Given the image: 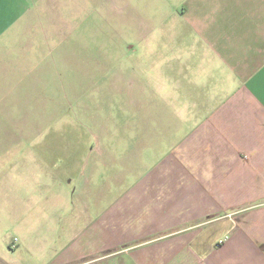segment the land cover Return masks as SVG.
Here are the masks:
<instances>
[{"label": "crops", "instance_id": "crops-1", "mask_svg": "<svg viewBox=\"0 0 264 264\" xmlns=\"http://www.w3.org/2000/svg\"><path fill=\"white\" fill-rule=\"evenodd\" d=\"M32 3L0 0V36ZM144 3L159 13L80 174L0 148V264H264V0Z\"/></svg>", "mask_w": 264, "mask_h": 264}, {"label": "rangeland", "instance_id": "rangeland-1", "mask_svg": "<svg viewBox=\"0 0 264 264\" xmlns=\"http://www.w3.org/2000/svg\"><path fill=\"white\" fill-rule=\"evenodd\" d=\"M31 1L0 36V148L34 152L57 169L68 161L75 171L113 134L114 85L134 78L130 51L147 35L144 15L160 7L145 0ZM115 252L72 264H117Z\"/></svg>", "mask_w": 264, "mask_h": 264}, {"label": "built area", "instance_id": "built-area-1", "mask_svg": "<svg viewBox=\"0 0 264 264\" xmlns=\"http://www.w3.org/2000/svg\"><path fill=\"white\" fill-rule=\"evenodd\" d=\"M13 242H14V243H13V246H15V245H16V242H17V238H14V239H13ZM219 242H221V241H219Z\"/></svg>", "mask_w": 264, "mask_h": 264}]
</instances>
